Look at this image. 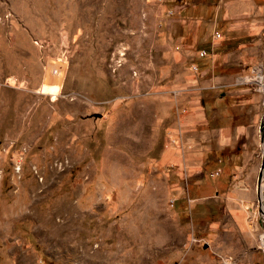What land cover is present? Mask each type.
<instances>
[{"label":"rangeland","instance_id":"rangeland-1","mask_svg":"<svg viewBox=\"0 0 264 264\" xmlns=\"http://www.w3.org/2000/svg\"><path fill=\"white\" fill-rule=\"evenodd\" d=\"M166 2L0 0V264H264L256 202L238 232L224 196L234 146L197 124L210 23Z\"/></svg>","mask_w":264,"mask_h":264},{"label":"crops","instance_id":"crops-1","mask_svg":"<svg viewBox=\"0 0 264 264\" xmlns=\"http://www.w3.org/2000/svg\"><path fill=\"white\" fill-rule=\"evenodd\" d=\"M167 1L164 11L170 17V25L172 20L178 26L189 22L193 26L198 21L210 23L209 35L206 37L201 34L207 43L206 49L197 51L200 65H193L196 66L194 72L198 71L201 77V89L211 88L215 97L213 109L219 114L206 117L204 110H201L197 124L206 125L205 130H211L217 136L218 147L234 146L232 156L226 157L228 182L232 181L233 185L225 188L224 196L231 202L229 206L233 225L240 228L235 230L245 232L246 229H242L245 219L256 202L255 184L260 162L258 123L262 114L260 108L264 105V0ZM215 32L219 34L218 37L214 36ZM181 37L177 35L175 41H180ZM200 50H204L205 55L198 56ZM212 163L214 168L207 170L208 177V173L221 162L218 163L216 159L211 160ZM206 186L212 188L214 195H220L218 186L205 184L203 178L201 187ZM261 191L264 197V187ZM256 248L260 249L258 246ZM238 251L240 249L224 256L234 257L235 264L237 256L242 255L244 250Z\"/></svg>","mask_w":264,"mask_h":264},{"label":"water","instance_id":"water-1","mask_svg":"<svg viewBox=\"0 0 264 264\" xmlns=\"http://www.w3.org/2000/svg\"><path fill=\"white\" fill-rule=\"evenodd\" d=\"M258 137L260 143V162L257 169L256 184H255L256 204H257L258 212L261 213L262 216L264 217V210L261 209V205H262L261 196H263V193L261 191L262 190L261 180L264 179V111L261 114L258 123Z\"/></svg>","mask_w":264,"mask_h":264},{"label":"built area","instance_id":"built-area-1","mask_svg":"<svg viewBox=\"0 0 264 264\" xmlns=\"http://www.w3.org/2000/svg\"><path fill=\"white\" fill-rule=\"evenodd\" d=\"M157 1H161V0H157ZM214 36L215 37H218L219 34L217 32L214 33ZM205 55V51L204 50H200L199 53H198V56H203ZM191 70L195 71L196 70V66L195 65H192L191 66ZM221 172V169L220 167H216L214 170L210 171L208 173V175L210 177H214L216 175H218L219 173ZM260 240V239H259ZM259 248H261V250H264V247L261 245L260 243V246H258ZM235 261V258L234 257H231V256H224L221 258V264H233Z\"/></svg>","mask_w":264,"mask_h":264},{"label":"bare ground","instance_id":"bare-ground-1","mask_svg":"<svg viewBox=\"0 0 264 264\" xmlns=\"http://www.w3.org/2000/svg\"><path fill=\"white\" fill-rule=\"evenodd\" d=\"M261 199H264V197L261 196ZM263 210H264V206H263ZM261 216V215H260Z\"/></svg>","mask_w":264,"mask_h":264}]
</instances>
